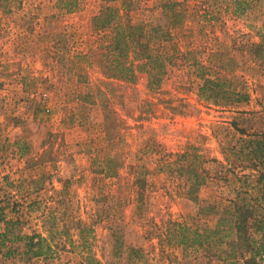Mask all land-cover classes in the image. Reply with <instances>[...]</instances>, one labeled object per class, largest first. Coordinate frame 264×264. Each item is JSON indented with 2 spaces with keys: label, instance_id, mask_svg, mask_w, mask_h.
I'll list each match as a JSON object with an SVG mask.
<instances>
[{
  "label": "rangeland",
  "instance_id": "1",
  "mask_svg": "<svg viewBox=\"0 0 264 264\" xmlns=\"http://www.w3.org/2000/svg\"><path fill=\"white\" fill-rule=\"evenodd\" d=\"M162 1L131 0L127 15L154 20ZM171 1L185 13L164 73L148 83L139 70L131 80L101 74L90 23L99 0H0V264H228V257L242 264L238 254L255 247L257 217L246 224L249 240L234 238L228 248L162 242L167 220L211 229L216 215L210 205L196 215L158 166L196 148L206 170L198 196L219 212L229 188L242 185L213 169L235 159L229 147L243 138L236 126L264 133V57L245 46L264 30V0H247L242 12L229 0ZM214 50L219 76L244 87L246 102L199 99L197 74L214 76L207 61ZM134 163L146 170L141 203L128 172ZM234 172L250 174L253 186L250 168ZM32 233L44 238L39 256L24 248L22 236Z\"/></svg>",
  "mask_w": 264,
  "mask_h": 264
},
{
  "label": "trees",
  "instance_id": "2",
  "mask_svg": "<svg viewBox=\"0 0 264 264\" xmlns=\"http://www.w3.org/2000/svg\"><path fill=\"white\" fill-rule=\"evenodd\" d=\"M99 1L102 5L92 15L90 23L99 37L95 61L101 74L107 78L131 80L139 70L148 75V83L152 80L158 81L164 73L165 62H168L172 55L168 43L172 38V31L181 24L176 21L185 13V9L180 8L183 5L171 0H163L160 4L159 16L154 20L132 22L126 12L131 0ZM229 3L234 5L236 11L240 12L248 6L247 0H229ZM197 7L203 9V2H198ZM121 8L122 13L119 12ZM262 11L264 16V1ZM261 25L264 28V20ZM245 46L252 49L256 57L263 58L264 30L258 31L256 42H249ZM218 56L219 53L216 50L208 53L207 61L214 76L197 74L201 81L197 90L199 99L223 104V106L246 102L248 93L241 90L244 87H241L240 90L236 89L231 86L232 81L229 78L225 79L219 76L218 72H221L222 64L219 60L217 61ZM197 65L199 69L207 67L200 63ZM232 125L235 124L232 123ZM234 129L243 135V138H240L242 145L238 148L230 146L231 157H235V159L228 160L223 171L214 168L213 174L220 178L221 176L218 174L222 173L225 181L231 182V179H237L242 185L229 188L228 192L232 196H229L228 205L221 212L215 209L214 204H206L198 196V190L205 180L206 170L202 164L203 156L196 153V148L186 146L181 152L175 154L174 160L158 166V168L166 170L169 177L175 180L177 192L193 204L196 215H205V207L208 205L213 209L212 214L216 215L214 226L211 229L200 228V226L191 227L183 222L167 220L161 241L193 250H204L213 243L224 244L228 248L227 246L231 247L234 244V238L243 242L249 240V237L246 236V224L250 220L254 221V218L257 217L258 220H256L254 228L259 233V238L254 241L255 247L250 248L245 254H238L237 259H240L242 264H258L256 257L259 258L264 249L262 244L264 228L263 222H261L264 212V133L246 132L237 126ZM236 161L238 164L235 163ZM237 166L241 169L250 168L254 172L251 175L254 180L253 186H250L247 181L250 174L238 175L234 172V167ZM145 171L141 163L128 166L132 182L137 188L136 198L139 203H141L145 184ZM255 212H259L261 215H256ZM221 221H226L228 225L222 230L219 227ZM22 237L24 248L31 256L42 254L41 246L44 238L36 233L26 234ZM48 249L49 247L46 246V250ZM226 260L228 264L234 261L229 257ZM261 262L264 264V260Z\"/></svg>",
  "mask_w": 264,
  "mask_h": 264
}]
</instances>
